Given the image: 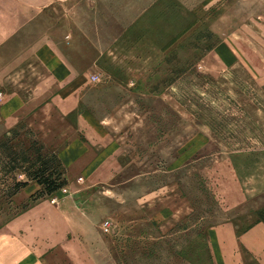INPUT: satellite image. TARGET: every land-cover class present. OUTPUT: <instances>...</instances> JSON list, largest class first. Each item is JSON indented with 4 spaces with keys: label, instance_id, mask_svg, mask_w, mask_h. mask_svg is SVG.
<instances>
[{
    "label": "rangeland",
    "instance_id": "obj_1",
    "mask_svg": "<svg viewBox=\"0 0 264 264\" xmlns=\"http://www.w3.org/2000/svg\"><path fill=\"white\" fill-rule=\"evenodd\" d=\"M179 12L131 56L75 57V80L0 82V240L42 264H264L239 241L264 226V0ZM73 137L89 153L66 168Z\"/></svg>",
    "mask_w": 264,
    "mask_h": 264
},
{
    "label": "crops",
    "instance_id": "obj_2",
    "mask_svg": "<svg viewBox=\"0 0 264 264\" xmlns=\"http://www.w3.org/2000/svg\"><path fill=\"white\" fill-rule=\"evenodd\" d=\"M187 1L200 0H0V82L21 80L26 70L35 74L36 67H44L56 81L75 80L70 67L78 64L75 57L93 65L115 55L131 56L129 50L149 48L144 44L148 34L169 31L171 17H182L179 5ZM6 94L1 93L11 97L2 111L22 112L21 93ZM88 153L84 141L73 137L58 158L69 168ZM239 241L264 255V226L253 227ZM0 264H42V259L21 238L3 236Z\"/></svg>",
    "mask_w": 264,
    "mask_h": 264
},
{
    "label": "built area",
    "instance_id": "obj_3",
    "mask_svg": "<svg viewBox=\"0 0 264 264\" xmlns=\"http://www.w3.org/2000/svg\"><path fill=\"white\" fill-rule=\"evenodd\" d=\"M63 2H73V1H76V0H62ZM64 192H66V191H64ZM105 227H107L106 225H105ZM105 231H107V228H105Z\"/></svg>",
    "mask_w": 264,
    "mask_h": 264
}]
</instances>
